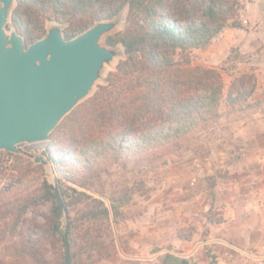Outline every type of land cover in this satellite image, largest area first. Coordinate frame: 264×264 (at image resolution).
<instances>
[{
    "label": "trees",
    "instance_id": "obj_1",
    "mask_svg": "<svg viewBox=\"0 0 264 264\" xmlns=\"http://www.w3.org/2000/svg\"><path fill=\"white\" fill-rule=\"evenodd\" d=\"M243 8L242 0H14L9 23L26 45L45 35L47 22L61 24L71 39L126 9L124 28L105 38L122 48V59L50 134L44 154L57 186L42 165L0 152V235L18 238L26 264H47L51 238L59 244V264H93L82 260L71 213L82 206L81 217L108 219L104 202L87 193L101 174L111 166L155 171L181 155L190 138L211 130L222 104L249 100L256 89L251 76L234 78L225 94L218 70L191 59L225 29L242 28ZM42 204L51 205L42 225L25 217Z\"/></svg>",
    "mask_w": 264,
    "mask_h": 264
},
{
    "label": "rangeland",
    "instance_id": "obj_2",
    "mask_svg": "<svg viewBox=\"0 0 264 264\" xmlns=\"http://www.w3.org/2000/svg\"><path fill=\"white\" fill-rule=\"evenodd\" d=\"M242 1L244 8L240 11L239 19L243 27L227 28L206 49L193 50L192 65L218 70L224 83L225 94L232 80L239 76H251L256 83L258 81L259 86L247 102L235 107L222 104L218 123L211 130L190 138L182 154L170 157L161 168L155 171L132 172L111 166L103 172L95 189L87 193L104 202L109 210L108 219L94 221L81 217L82 206L76 207L71 213L79 232L77 241L81 246L82 260H91L96 264L108 257L117 243L121 246L126 245L124 231L126 228L129 230L128 226L133 227L135 224L138 229L146 226L145 234L150 237L164 230L169 235L173 234L187 243L191 242L193 247L206 239L212 226L223 222V212L218 206L212 205L207 208L210 203L208 191H211L217 182L234 183L240 178L243 179L242 173L238 171L232 173L230 168L234 169L237 166V170L241 157L248 153V150L264 149V132L261 137V133L256 135L259 131L255 123L256 119H264V7L262 13H259L258 0ZM125 17L126 9L121 12L120 23L111 34L124 28ZM54 23L47 22L46 30ZM12 29L8 23L7 32ZM258 43L261 45L254 48ZM116 47L119 56L110 65L105 66L102 79L97 81L96 85L102 84L107 73L122 59V48ZM258 102L259 106L256 105ZM247 104H254V109H247ZM245 127L247 131L243 129L241 133H247L245 137H233V133H238V128L242 130ZM47 145L21 144L14 153L0 152L5 159H11L13 155L19 154L32 161L35 156L47 160L48 164L43 166L46 178L57 186L54 165L44 154ZM50 206L39 205L30 210L25 217L35 219L42 225L44 215L49 212ZM61 220L64 224L66 221L64 213ZM132 230L134 229L131 228L129 232ZM17 240V237L10 234L0 235V260L10 264H26L16 248ZM152 240L154 239H149ZM47 246V264H59V244L56 239L51 238ZM165 246L166 249L177 253L185 252L182 247L176 248L172 243ZM203 246L209 250L208 254L211 257L212 247ZM231 250L245 260L257 261V258L264 256V253L243 250L235 245L231 246ZM88 254L91 255L89 260ZM135 255L141 254L136 252Z\"/></svg>",
    "mask_w": 264,
    "mask_h": 264
},
{
    "label": "water",
    "instance_id": "obj_3",
    "mask_svg": "<svg viewBox=\"0 0 264 264\" xmlns=\"http://www.w3.org/2000/svg\"><path fill=\"white\" fill-rule=\"evenodd\" d=\"M13 6L14 0H0V151L10 153L21 144L46 146L61 120L92 93L105 66L119 56L117 47L102 41L121 15L71 39L54 23L26 45L15 29L7 32ZM33 162L48 164L40 156ZM55 194L59 199L57 188Z\"/></svg>",
    "mask_w": 264,
    "mask_h": 264
},
{
    "label": "crops",
    "instance_id": "obj_4",
    "mask_svg": "<svg viewBox=\"0 0 264 264\" xmlns=\"http://www.w3.org/2000/svg\"><path fill=\"white\" fill-rule=\"evenodd\" d=\"M263 5V0H258L259 13H262ZM260 45L261 43H258L254 48ZM258 86L257 81L256 87ZM255 123L259 131L256 135L261 133V137L264 132V119H256ZM243 129L247 131L246 127L242 130L238 128V133H233V137H245L247 133L241 134ZM236 167L230 168V172L242 173L243 179L240 178L234 183L217 182L211 191H208L210 203L207 208L218 206L223 212V222L212 226L209 235L201 243L192 247L191 242L187 243L164 230L150 237L145 234L146 226L138 229L136 224L133 227L128 224L129 230H134L129 232L126 228L124 231L126 245L117 243L110 255L96 264H264V256L257 258V261L245 260L231 250V246L235 245L243 250L264 253V149L248 150V153L241 157L237 170ZM184 242L186 244H182ZM169 243L176 248L182 247L185 252L177 253L166 249L165 245L168 246ZM203 245H206V248H209V245L212 247L211 257L209 250L204 249ZM136 252L141 255H135Z\"/></svg>",
    "mask_w": 264,
    "mask_h": 264
}]
</instances>
